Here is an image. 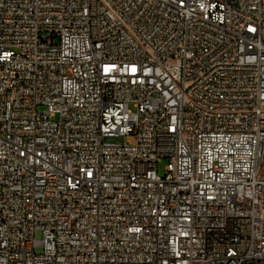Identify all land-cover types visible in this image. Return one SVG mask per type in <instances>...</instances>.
Instances as JSON below:
<instances>
[{
    "label": "built area",
    "instance_id": "2783aa9c",
    "mask_svg": "<svg viewBox=\"0 0 264 264\" xmlns=\"http://www.w3.org/2000/svg\"><path fill=\"white\" fill-rule=\"evenodd\" d=\"M254 262L264 0H0V264Z\"/></svg>",
    "mask_w": 264,
    "mask_h": 264
},
{
    "label": "rangeland",
    "instance_id": "374dc122",
    "mask_svg": "<svg viewBox=\"0 0 264 264\" xmlns=\"http://www.w3.org/2000/svg\"><path fill=\"white\" fill-rule=\"evenodd\" d=\"M166 164H167V160H163L162 162H160L159 163V172L162 174V175H164L165 174V166H166ZM42 232L41 231H38L37 232V237L38 238H42ZM39 250H40V248H39ZM253 264H258V263H256V262H254Z\"/></svg>",
    "mask_w": 264,
    "mask_h": 264
},
{
    "label": "trees",
    "instance_id": "16d2710c",
    "mask_svg": "<svg viewBox=\"0 0 264 264\" xmlns=\"http://www.w3.org/2000/svg\"><path fill=\"white\" fill-rule=\"evenodd\" d=\"M251 264H253V263H251ZM258 264H264V263H258Z\"/></svg>",
    "mask_w": 264,
    "mask_h": 264
}]
</instances>
